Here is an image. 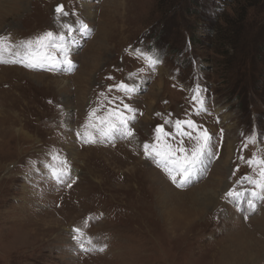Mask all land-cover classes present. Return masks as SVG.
<instances>
[{
    "label": "rangeland",
    "instance_id": "obj_1",
    "mask_svg": "<svg viewBox=\"0 0 264 264\" xmlns=\"http://www.w3.org/2000/svg\"><path fill=\"white\" fill-rule=\"evenodd\" d=\"M21 1L0 22V36L12 43L74 24L73 11L91 31L70 37L72 72L0 64V264H264V201L252 211L222 199L249 171L240 156L264 149V0ZM57 5L70 15L57 17ZM97 37L99 65L87 66L81 75L89 79L79 83L75 75L95 53ZM137 48L160 63L149 70ZM61 79L67 84L58 91ZM120 81L140 85L125 98L136 109L134 135L83 143L76 132L88 131L100 93L122 95L107 92ZM196 84L205 90L207 112L192 118L213 135L218 156L193 187L179 190L142 146L165 120L188 118ZM250 139L257 144L245 148ZM55 152L71 164L70 188L71 181L57 184L46 170L33 172ZM213 183L215 205L187 218L186 208L200 203L185 195ZM164 184L185 198L163 203ZM72 227L85 228L97 250H74Z\"/></svg>",
    "mask_w": 264,
    "mask_h": 264
},
{
    "label": "snow or ice",
    "instance_id": "obj_2",
    "mask_svg": "<svg viewBox=\"0 0 264 264\" xmlns=\"http://www.w3.org/2000/svg\"><path fill=\"white\" fill-rule=\"evenodd\" d=\"M54 11L57 17L70 15L64 10L63 5H57ZM71 15L77 16L74 24L61 23L60 31L47 30L18 44L12 43L9 36H0V64H20L30 70L49 72L74 71L75 62L72 59L70 37L76 31L87 34L91 29L75 11ZM133 51L137 53L139 59L145 61L149 70L160 63L158 57L144 49L137 48ZM139 87L140 85H129L124 81L109 85L108 93L115 91L122 95L109 97L106 93H100L104 100L88 113L89 123L84 126L88 131L83 134L76 132L77 138L83 143H96L98 139L101 142H114L118 138L132 137L134 132L131 124L135 119L136 109L126 103L125 98H130ZM190 91L192 108L186 113L188 118L165 120L163 124L155 127L152 142H144L142 146L145 158L153 160L171 185L179 190L193 187L207 173L211 161L218 156L214 151L216 144L213 135L192 118L207 112L205 90L196 84ZM169 124L170 130L166 129V125ZM222 134L223 130L221 137ZM249 143L255 146L257 140L250 139L244 147L247 148ZM47 158L50 162L33 166V172L46 170L48 178L52 181L57 184L71 181L67 186L72 187L75 181L72 180V167L67 157L55 152L48 153ZM240 160L247 165L249 171L233 182V186L223 193L222 199L237 208L246 203L248 209L255 211L257 201H264V149L257 148L248 157L240 156ZM236 171H239V167ZM236 171L232 173L233 176L236 175ZM244 219L247 220L248 216L245 215ZM89 220L90 218L85 220V227ZM69 234L75 246L74 250L81 252L97 250L91 237L86 235L85 228L72 227ZM98 250L104 251V248Z\"/></svg>",
    "mask_w": 264,
    "mask_h": 264
},
{
    "label": "bare ground",
    "instance_id": "obj_3",
    "mask_svg": "<svg viewBox=\"0 0 264 264\" xmlns=\"http://www.w3.org/2000/svg\"><path fill=\"white\" fill-rule=\"evenodd\" d=\"M23 1L21 0H2L0 3V22L4 19V17H7L8 15L12 14L13 11H17L22 7V3ZM5 5V7H4ZM89 13V10H88ZM101 28V27H100ZM98 38V37H97ZM99 39V38H98ZM100 39L98 40L97 44L98 46L96 47L95 50L91 49V52H95V53H89L87 55V57H85V61H84V65H82V67L80 68L81 71L79 70L78 74L75 75V78L77 79V81L80 82H84L86 81L87 78H85V76L83 77L81 74H85V70H88L87 66H90L91 69H94L95 67L97 68L99 63H98V58H100L99 56L101 55V50H102V42H99ZM93 50V51H92ZM98 63V64H97ZM91 70H89L90 72ZM92 72V71H91ZM91 72L89 73V75L91 74ZM88 74V73H87ZM28 75H30V77L32 78H39L40 80L43 79L42 77L46 78L45 76H42V74H40L39 77H37L36 75H32L30 73H28ZM38 75V74H37ZM86 75V74H85ZM48 77V76H47ZM89 79V78H88ZM87 79V81H88ZM38 80V79H36ZM84 80V81H83ZM76 82V83H78ZM67 84V82H64V79H61V81H56V87L58 88V91L63 90V88L65 87V85ZM85 84V83H83ZM84 86V85H83ZM81 91V89H80ZM83 96V95H82ZM80 98V97H79ZM69 103V101H68ZM1 115V114H0ZM71 148V147H70ZM69 149V148H68ZM67 149V150H68ZM72 151V150H71ZM72 156H75L76 154L74 152H70ZM227 169V168H226ZM158 178V176L154 173V179ZM152 179V178H151ZM159 179V178H158ZM219 180V179H218ZM224 181V180H222ZM157 182V181H156ZM158 183V182H157ZM161 183V181H160ZM164 183V182H163ZM214 184V183H213ZM163 191L164 193H160V200L164 203L165 201H169L170 198L172 199H176L180 196L184 197V194H179L177 191L169 188V186H167L166 184L162 185ZM215 184L214 187H209L208 185H202L196 189H191L188 194L185 195V197H187V199H185L187 202L190 201L191 204L196 203L199 204L200 206L198 207H194L196 209H191V208H186V217H192V216H197L196 212H200L199 210H203V208H206L208 206H214L217 200V194H216V190H215ZM184 197V198H185ZM186 202V203H187ZM199 202V203H198ZM183 203H181L182 205ZM194 206V205H193ZM166 208V207H165ZM202 208V209H201ZM181 209V208H180ZM173 211V210H172ZM179 211V210H178ZM166 214V213H165ZM183 214V213H182ZM239 242V241H236ZM241 244L242 242H239L238 246H240L241 248ZM243 248V247H242ZM232 256V255H231ZM229 258V257H228ZM230 260V259H229ZM233 260V259H232ZM231 263V262H230ZM226 264V263H225Z\"/></svg>",
    "mask_w": 264,
    "mask_h": 264
}]
</instances>
